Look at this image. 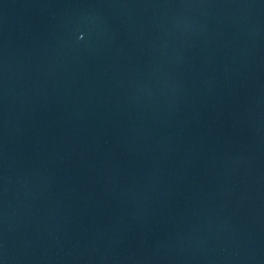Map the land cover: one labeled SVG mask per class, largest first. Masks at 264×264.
Here are the masks:
<instances>
[{"label":"water","instance_id":"water-1","mask_svg":"<svg viewBox=\"0 0 264 264\" xmlns=\"http://www.w3.org/2000/svg\"><path fill=\"white\" fill-rule=\"evenodd\" d=\"M0 264H264V0H0Z\"/></svg>","mask_w":264,"mask_h":264}]
</instances>
